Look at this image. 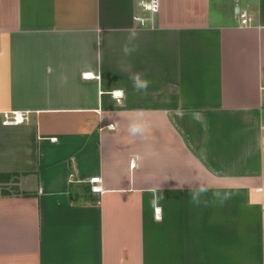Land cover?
Returning a JSON list of instances; mask_svg holds the SVG:
<instances>
[{
	"label": "crops",
	"instance_id": "crops-1",
	"mask_svg": "<svg viewBox=\"0 0 264 264\" xmlns=\"http://www.w3.org/2000/svg\"><path fill=\"white\" fill-rule=\"evenodd\" d=\"M251 2L160 0L141 28L134 0H0V264H264Z\"/></svg>",
	"mask_w": 264,
	"mask_h": 264
},
{
	"label": "built area",
	"instance_id": "built-area-1",
	"mask_svg": "<svg viewBox=\"0 0 264 264\" xmlns=\"http://www.w3.org/2000/svg\"><path fill=\"white\" fill-rule=\"evenodd\" d=\"M137 7V13L134 14V21L141 27L150 26L153 24L154 18L159 13L160 0H134ZM255 1V0H250ZM239 25L242 27L250 26L253 23V17L246 11L237 9ZM5 124L20 123L24 120L23 117L18 114H13L11 117H6ZM261 130L264 132V120L261 122ZM100 177H93L89 179L90 192L93 194H99L102 192L100 185Z\"/></svg>",
	"mask_w": 264,
	"mask_h": 264
},
{
	"label": "clouds",
	"instance_id": "clouds-1",
	"mask_svg": "<svg viewBox=\"0 0 264 264\" xmlns=\"http://www.w3.org/2000/svg\"><path fill=\"white\" fill-rule=\"evenodd\" d=\"M125 51V54H128L130 52V49H128L127 47H125L124 49ZM134 84H135V87L139 90V89H146L147 88V81H142L140 79V77L137 75L135 76L134 78ZM116 95L120 96V95H123L122 92H117ZM133 132H137L139 131V127L138 126H133L132 129H131Z\"/></svg>",
	"mask_w": 264,
	"mask_h": 264
},
{
	"label": "trees",
	"instance_id": "trees-1",
	"mask_svg": "<svg viewBox=\"0 0 264 264\" xmlns=\"http://www.w3.org/2000/svg\"><path fill=\"white\" fill-rule=\"evenodd\" d=\"M11 176L16 177V181L17 182V177H19L20 175L18 173H5V174H0V185H1V195H8L9 194V189L7 188V186L5 185L7 182V179Z\"/></svg>",
	"mask_w": 264,
	"mask_h": 264
},
{
	"label": "rangeland",
	"instance_id": "rangeland-1",
	"mask_svg": "<svg viewBox=\"0 0 264 264\" xmlns=\"http://www.w3.org/2000/svg\"><path fill=\"white\" fill-rule=\"evenodd\" d=\"M247 1V0H246ZM253 2V1H252ZM251 2V3H252ZM239 8H241V5H239ZM140 26V25H139ZM151 27H153V25H150ZM150 26H145V27H141V28H149ZM15 181H16V177H9L8 179H7V182H6V186H7V188L11 191V192H15V190L16 189H13V190H11L12 188H14V186H15ZM8 190V191H9ZM0 194H1V185H0Z\"/></svg>",
	"mask_w": 264,
	"mask_h": 264
},
{
	"label": "water",
	"instance_id": "water-1",
	"mask_svg": "<svg viewBox=\"0 0 264 264\" xmlns=\"http://www.w3.org/2000/svg\"><path fill=\"white\" fill-rule=\"evenodd\" d=\"M237 10V9H236Z\"/></svg>",
	"mask_w": 264,
	"mask_h": 264
}]
</instances>
